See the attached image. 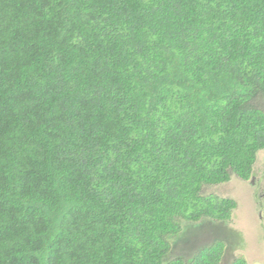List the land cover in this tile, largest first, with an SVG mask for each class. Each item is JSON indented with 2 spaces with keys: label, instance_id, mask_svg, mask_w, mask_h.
I'll return each instance as SVG.
<instances>
[{
  "label": "trees",
  "instance_id": "trees-1",
  "mask_svg": "<svg viewBox=\"0 0 264 264\" xmlns=\"http://www.w3.org/2000/svg\"><path fill=\"white\" fill-rule=\"evenodd\" d=\"M261 150L264 0H0V264H219Z\"/></svg>",
  "mask_w": 264,
  "mask_h": 264
},
{
  "label": "rangeland",
  "instance_id": "rangeland-1",
  "mask_svg": "<svg viewBox=\"0 0 264 264\" xmlns=\"http://www.w3.org/2000/svg\"><path fill=\"white\" fill-rule=\"evenodd\" d=\"M202 190L204 195L234 200L236 207L225 223L202 219L191 225L177 219L179 234L187 230V242L179 250L193 253L221 241L224 248L219 264H230L233 259H243L246 264H264V150L257 153L252 174L246 181L232 177L225 184L206 186ZM175 253H179L178 247Z\"/></svg>",
  "mask_w": 264,
  "mask_h": 264
},
{
  "label": "flooded vegetation",
  "instance_id": "flooded-vegetation-1",
  "mask_svg": "<svg viewBox=\"0 0 264 264\" xmlns=\"http://www.w3.org/2000/svg\"><path fill=\"white\" fill-rule=\"evenodd\" d=\"M244 181H246V180H244Z\"/></svg>",
  "mask_w": 264,
  "mask_h": 264
}]
</instances>
